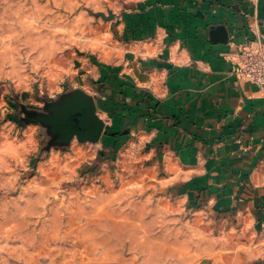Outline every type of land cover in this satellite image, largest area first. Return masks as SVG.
Instances as JSON below:
<instances>
[{
    "label": "rangeland",
    "instance_id": "1",
    "mask_svg": "<svg viewBox=\"0 0 264 264\" xmlns=\"http://www.w3.org/2000/svg\"><path fill=\"white\" fill-rule=\"evenodd\" d=\"M138 1L0 0V264L244 262L231 252L239 219L174 192L130 129L64 141L31 117L77 93L105 116L99 69Z\"/></svg>",
    "mask_w": 264,
    "mask_h": 264
},
{
    "label": "crops",
    "instance_id": "2",
    "mask_svg": "<svg viewBox=\"0 0 264 264\" xmlns=\"http://www.w3.org/2000/svg\"><path fill=\"white\" fill-rule=\"evenodd\" d=\"M118 19V57L99 69L105 130L130 129L174 192L239 219L234 264H264V89L234 71L240 46L264 40V0H143Z\"/></svg>",
    "mask_w": 264,
    "mask_h": 264
},
{
    "label": "water",
    "instance_id": "3",
    "mask_svg": "<svg viewBox=\"0 0 264 264\" xmlns=\"http://www.w3.org/2000/svg\"><path fill=\"white\" fill-rule=\"evenodd\" d=\"M211 37L216 42H228L229 35L225 26H215ZM52 114L32 113L59 134L60 140H69L77 136L82 140L97 142L105 131V120L99 115L93 97L77 93L62 104L52 107Z\"/></svg>",
    "mask_w": 264,
    "mask_h": 264
},
{
    "label": "built area",
    "instance_id": "4",
    "mask_svg": "<svg viewBox=\"0 0 264 264\" xmlns=\"http://www.w3.org/2000/svg\"><path fill=\"white\" fill-rule=\"evenodd\" d=\"M234 71L238 77L247 79L264 89V40L262 38L258 37L255 41L240 46Z\"/></svg>",
    "mask_w": 264,
    "mask_h": 264
},
{
    "label": "trees",
    "instance_id": "5",
    "mask_svg": "<svg viewBox=\"0 0 264 264\" xmlns=\"http://www.w3.org/2000/svg\"><path fill=\"white\" fill-rule=\"evenodd\" d=\"M104 79H105V78H102V81H104ZM106 131H107L106 134L109 135L110 137L117 138V137H119V136L121 137V135H122L121 132H119V131H118V132H112L110 128H108ZM122 133H123L124 135H126L127 133H129V131H124V132H122Z\"/></svg>",
    "mask_w": 264,
    "mask_h": 264
}]
</instances>
